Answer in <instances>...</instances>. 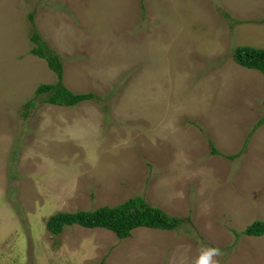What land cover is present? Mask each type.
<instances>
[{
    "label": "rangeland",
    "instance_id": "1",
    "mask_svg": "<svg viewBox=\"0 0 264 264\" xmlns=\"http://www.w3.org/2000/svg\"><path fill=\"white\" fill-rule=\"evenodd\" d=\"M238 45L264 48V0H0V264H192L201 244L264 264V235L232 232L264 221V73ZM58 79L94 97L46 102ZM139 197L191 220L45 225Z\"/></svg>",
    "mask_w": 264,
    "mask_h": 264
},
{
    "label": "trees",
    "instance_id": "2",
    "mask_svg": "<svg viewBox=\"0 0 264 264\" xmlns=\"http://www.w3.org/2000/svg\"><path fill=\"white\" fill-rule=\"evenodd\" d=\"M34 42L31 51L46 60L48 67L53 70L57 77L62 75V62L58 55L48 48L47 43L42 39L37 30H33L30 36ZM235 61L244 67L257 69L264 73V48L251 45H238L233 48ZM55 84H40L37 88L38 93H47L45 101L52 104L71 106L83 100H90L94 97L92 93H72L63 86L60 79ZM27 103L26 105H28ZM258 120L255 126L263 122ZM240 152L244 150L245 144ZM213 153H217L215 147ZM238 152V153H240ZM237 153V154H238ZM237 154L232 155L234 159ZM191 220V215L185 217L169 215L157 206L145 203L141 197L132 198L121 204L108 206L105 205L96 210H78L75 212H57L51 214L46 221L47 230L58 235L64 226L78 224L86 227H106L116 232L119 238H125L130 234V230L136 227L159 228L163 230H174ZM232 232L238 235L260 236L264 234V221L256 220L245 227L244 230Z\"/></svg>",
    "mask_w": 264,
    "mask_h": 264
},
{
    "label": "clouds",
    "instance_id": "3",
    "mask_svg": "<svg viewBox=\"0 0 264 264\" xmlns=\"http://www.w3.org/2000/svg\"><path fill=\"white\" fill-rule=\"evenodd\" d=\"M33 53V52H32ZM42 58V57H41ZM44 59V58H43ZM45 60V59H44ZM46 61V60H45ZM47 64V63H46ZM48 66V65H47ZM63 69V68H62ZM53 71V70H52ZM58 105V104H57ZM61 107H67L66 105H60ZM60 139H64L65 138V134H60L59 135ZM162 209V208H161ZM166 212V211H165ZM167 213V212H166ZM168 214V213H167ZM252 223V222H251ZM249 225V224H248ZM247 226V225H246ZM90 228V227H88ZM93 228H105L107 230H109L106 227H93ZM149 228V227H148ZM154 229V228H153ZM245 229V228H244ZM242 229V230H244ZM111 230V229H110ZM163 230V229H161ZM241 230V231H242ZM238 231V232H241ZM241 235V234H240ZM239 235V236H240ZM244 235V234H242ZM264 235V234H263ZM245 236H251V235H245ZM262 236V235H260ZM224 253L222 252V250L217 247V246H208V245H204L201 244L199 247V250L194 258V260L192 261V264H220L219 260L217 259V257H221Z\"/></svg>",
    "mask_w": 264,
    "mask_h": 264
}]
</instances>
